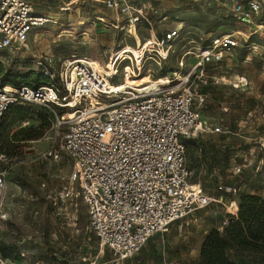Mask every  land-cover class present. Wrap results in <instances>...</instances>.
I'll list each match as a JSON object with an SVG mask.
<instances>
[{"label": "rangeland", "instance_id": "rangeland-1", "mask_svg": "<svg viewBox=\"0 0 264 264\" xmlns=\"http://www.w3.org/2000/svg\"><path fill=\"white\" fill-rule=\"evenodd\" d=\"M60 3L61 0H33L36 14L57 23L49 21L34 27L26 47L10 52L0 49V83L16 77L19 84H45L46 78H41L42 83L33 80L40 74L34 63L38 56H45L46 65L56 70L72 55L102 65L112 48L128 45L133 49L132 39L104 30L96 20V16L109 18L112 14L100 0H75L66 11L58 9ZM151 3L164 11L169 25L182 23L186 31L158 75H170L184 49L194 50L221 34L251 31L227 17L228 0H151ZM251 43L257 45L255 56L245 53ZM242 44L219 64L205 66L200 79L192 68L191 54L184 58L185 67L181 71L182 76L190 73L185 88L195 94L199 126L196 135L183 137L192 171L190 181L202 194L216 198L215 201L192 210L163 232L152 235L135 255L121 264H197L205 235L213 229L222 232L221 222L227 217L226 202L218 197V184L240 185L244 194L264 197V147H259V138L264 135V29L250 35L247 45ZM146 67L156 71L154 63ZM240 76L247 79V84L237 87L233 83L237 84ZM120 77L121 71L113 81L118 83ZM20 105L25 118L16 120L13 109L2 118L0 145L5 128L9 138L20 128L28 127L41 135L20 142L10 153L0 149V156H4L0 158V168L8 170L5 203L9 212L8 219L0 221L1 261L110 264L111 254L107 250L100 252L96 235L86 229L82 200L73 196L69 180L72 161L65 153L57 160L39 157L49 146L60 142L64 128L56 134L54 113L64 110L27 102ZM237 166L240 172L235 170ZM229 256L232 257V251Z\"/></svg>", "mask_w": 264, "mask_h": 264}, {"label": "built area", "instance_id": "built-area-1", "mask_svg": "<svg viewBox=\"0 0 264 264\" xmlns=\"http://www.w3.org/2000/svg\"><path fill=\"white\" fill-rule=\"evenodd\" d=\"M72 1L61 0L58 9L68 10ZM100 1L112 14L109 18L96 16V20L104 30L132 39L138 53L123 52V45L112 48L107 61L100 63L102 67L110 65L109 76L86 57L72 55L51 70L47 58L38 56L34 63L47 82L34 86L0 83V120L8 107L21 102L64 110L54 113L56 134L64 128L60 142L39 157L57 160L65 153L70 158L69 180L73 196L85 206L86 229L96 235L99 251L111 254L110 264H121L152 235L215 201L190 181L192 171L183 137L196 135L199 126L195 94L185 88L190 73L181 75L184 58L193 55L196 78L203 77L205 66L219 64L240 42L247 45L250 35L264 29V0H228L227 17L251 31L221 34L194 50L184 49L170 75L157 73L183 40V24L169 25L168 16L151 0ZM49 21L57 23L36 14L33 0H0V49L10 52L26 47L30 31ZM256 51L257 45L251 43L245 53L255 56ZM149 63H154L156 71L146 67ZM119 71L118 83L127 76L145 74L157 86L144 92L126 89L109 93L104 78L116 84L113 80ZM160 79L165 82H157ZM236 81L233 85L237 87L247 84L244 76ZM91 96L98 104L91 101ZM259 147H264V135L259 138ZM235 170L240 172L241 168ZM7 175V168H0V221L9 217L5 203ZM240 188L234 184L217 186L221 192L218 197L226 202L227 209L222 227L238 212L236 194Z\"/></svg>", "mask_w": 264, "mask_h": 264}, {"label": "trees", "instance_id": "trees-1", "mask_svg": "<svg viewBox=\"0 0 264 264\" xmlns=\"http://www.w3.org/2000/svg\"><path fill=\"white\" fill-rule=\"evenodd\" d=\"M41 75L37 74L33 80L42 83L41 78L45 77ZM29 77L30 75L26 80H29ZM3 83L19 85L16 77ZM12 109L16 120L25 118V110L20 104L8 107L2 118L4 116L6 118ZM8 133V129L5 128L1 134L0 149L5 153L12 152L20 142L37 139L41 135L30 127L20 128L10 138ZM243 191L241 188L238 189L236 194L238 212L235 216L229 217L223 231L213 229L205 235L200 245L197 264H264V197L244 194ZM230 251L232 257L229 256Z\"/></svg>", "mask_w": 264, "mask_h": 264}, {"label": "bare ground", "instance_id": "bare-ground-1", "mask_svg": "<svg viewBox=\"0 0 264 264\" xmlns=\"http://www.w3.org/2000/svg\"><path fill=\"white\" fill-rule=\"evenodd\" d=\"M123 48H124L123 52H128V53L134 52L135 54H137L136 53L137 50L135 47H133V49H132L130 46L127 45L126 47H123ZM94 66L96 69L103 70L104 72H106L108 76L112 74L111 69L104 68L97 63H94ZM109 68H110V65H109ZM157 82L164 83L165 80L160 79V81H157ZM104 86H105V89L109 93L110 92H122L126 89H132V90H135L138 92H144V91L150 90L152 88H155L157 86V84H156L155 80L150 79V77H148L144 74V75H141L138 77H128L127 76L124 81H121V82L116 83V84H114V83L110 82L109 80H107L106 78H104ZM91 101L94 103L96 102V100L92 96H91ZM96 104H98V102H96Z\"/></svg>", "mask_w": 264, "mask_h": 264}]
</instances>
